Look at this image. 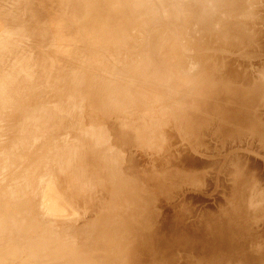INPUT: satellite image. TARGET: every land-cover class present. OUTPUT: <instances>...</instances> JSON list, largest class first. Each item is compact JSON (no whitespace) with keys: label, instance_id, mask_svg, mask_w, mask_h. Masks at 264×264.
<instances>
[{"label":"bare ground","instance_id":"6f19581e","mask_svg":"<svg viewBox=\"0 0 264 264\" xmlns=\"http://www.w3.org/2000/svg\"><path fill=\"white\" fill-rule=\"evenodd\" d=\"M3 1L0 0V24L4 26L0 32V120L4 124L6 120L14 123L17 122L18 117L19 119L22 117L23 120L20 119L21 122L16 124V133L23 136L25 135L23 133L29 131V129L41 131L50 142L54 141L55 135L59 136L61 134V129L71 126L70 123L73 119L76 120L78 111H81V116L84 111L94 125L92 128H95L90 134L85 129H83L84 133L82 132V134L93 136L91 138L93 141L92 149L88 148V150L81 145L83 138H80L79 134L78 136H71L73 145L71 144L70 148L66 146L69 150H65V146L64 148L61 147L65 144L68 145L67 141L63 144V140L61 142L62 145L60 143L59 146L64 149V151H60V153L64 152L59 154L60 158L69 159L71 162L77 163L76 167L71 168V172L75 173L76 171L77 174L74 176L76 177L75 186H73L75 193L81 196V199L85 198V201L89 202L93 207L98 206L99 208L97 211L98 216L96 215L99 220L97 223L99 228L97 231L85 236H87V240H94L97 243L103 253L101 256V260H103L93 262L91 253H88V249L83 246L82 249L80 248L81 252L74 256V263L177 264L179 262V264H195L193 262H197L196 253L200 244L199 240L195 239L190 242L188 239L190 231H180L179 239L182 244L179 248L176 247L171 251L163 236L167 234V230L169 234L171 231L176 232L177 229L174 228L172 230V228L164 227L166 226L164 217L167 213H165L164 209H159V207L168 202L164 193H176L182 186L190 187L195 191L200 189V194L213 187L210 161L206 160V158H209L206 152L210 150V135L208 130L204 131L205 127L212 128L213 121L209 119V114L206 116L191 114L192 110L203 109L200 104L204 98L211 109L212 107L215 108L212 111L219 115L215 126L219 128L220 133H226L227 131L223 132L225 123H227L225 121L226 117H220L222 112H216L218 109L217 103L220 104V97L230 99L239 91H243L241 93L242 96H238V98H241L242 101L239 103L240 106L244 104V108L239 109V111H237L238 109L235 110L236 116L228 122L233 127H236L237 124V132H240L238 124L241 123L244 130L237 135V139L241 138V141L245 139L252 142L254 145L246 146L247 150L251 153L256 152L260 157L264 158V64L253 62L255 58L264 60V54L259 57L251 54L247 56L251 66H253L252 70H245L243 67L246 65L244 66L243 60L241 62L236 56H225V53H231L234 50L232 48H236L239 45L245 46L244 50L250 51L252 48L260 49V51L264 50V45L262 43L255 44L252 38L234 40L239 33L245 30L244 26L246 24L243 20L249 22L248 26H250L252 33V29L260 22L259 17L254 13L256 11L258 13L264 11V0H102V3L98 2V4L95 2L96 0ZM145 6L148 7L146 10L157 11V9L162 8L166 11L167 14L163 15L164 18L161 20L167 19L168 24H159L154 27V30H151L150 34H154L156 29H160L158 30L159 34H157L160 39L156 40L147 35L149 38L147 40V48L151 47L153 49L151 52L141 54L137 58L135 56L132 57L129 53V59L124 60L123 63L126 64L128 62L124 68L133 72L135 77L141 76L144 81L146 80L147 83L149 82L152 85L153 118L150 122V129L163 145V159H159L157 145H154L147 137V125L144 123L143 115L140 122H134L123 116L128 110L126 112L122 111V113L118 112L123 109L118 107V105L109 106L110 108L104 111L108 103H118L121 100L137 104V101L132 97L126 96L129 94L123 90L126 87L121 84L120 75L122 72L117 71L114 68L115 66L111 67L112 65L106 67L105 62H101L102 64L98 63L101 59L96 53L92 55L90 60L100 64L102 71H97L99 66L97 69L94 67V69L90 68V70L86 65V59L91 54L84 53L81 50L84 48L83 44H81L83 45L81 49L78 46V43L85 40L88 37V32L93 31L94 29H91L94 27L100 40L104 39L103 41L106 43L105 51H114L115 57L120 60L121 48H124L132 40L128 36L129 34H126L135 27L132 18L141 20V24L146 23L148 20L145 15ZM75 7H80L77 10H81V12L76 11ZM183 8L185 9L184 13H180ZM254 17L256 20H254ZM82 18L83 21L84 18L86 20L84 23H88V25H83H86L87 30L90 27V31L85 30V26L81 28L82 25L79 22H81ZM77 23L78 25H75ZM176 24H178L176 43L181 53V60L179 61L163 58L160 55L162 51L159 52L162 48V40L166 35H169L167 28L173 30L174 26H177ZM97 35L96 38L98 40ZM91 38L92 41L95 35ZM100 40L98 41L101 42ZM54 44L56 47L47 50L48 47ZM164 46L166 49V43ZM96 47L98 48L97 45ZM99 47L101 46L99 45ZM98 49L94 50L97 51ZM17 59L19 61L16 63ZM113 63L124 65L119 62L116 63V61ZM235 63L237 64V69L233 67ZM257 66L259 67L255 68ZM86 68L90 71L84 70ZM31 71L37 73L40 71L41 74H38L40 78L35 77V74L33 77L39 78V81L44 79L43 82L41 81L42 84L40 82L41 85L37 82L41 87L37 86V83L35 84L34 79L32 80L34 83L26 82V78H29L28 74H30L28 72ZM41 75L43 79H41ZM256 76H258V80L255 82ZM31 84L35 85L32 93L30 89L33 86ZM19 85L24 88L22 89ZM17 86L20 87V91L13 92L12 88ZM183 93H185V96H183ZM218 94L220 95L215 97ZM60 97H64L63 101L61 100L62 103L59 102ZM179 103L183 105L182 108H185V110L180 111L181 105ZM235 103L237 105V102ZM257 105H261L260 108H257ZM193 106L194 108L192 109ZM53 108H60V112H65V114L69 112L68 115L72 114L75 118L71 117L72 120L67 123L60 121L59 126H55L50 122L54 115H50L48 111ZM257 109L261 113H258ZM55 112L56 117H58L60 112L57 113V110ZM135 112H138V110H135ZM256 116L259 117V120H256ZM57 119H53V122L57 121ZM58 122H55V124ZM68 123L69 125L66 127ZM6 128L0 127L3 133L8 131ZM70 129L72 128L70 127ZM79 129L81 130V128ZM79 129L78 131H80ZM32 131L31 133H33ZM45 136L42 139H45ZM124 139L128 143H123ZM20 143L22 142L20 141ZM46 144L51 143L47 142ZM42 145L44 144L42 143ZM115 145H118V147ZM7 146H2V149L3 147L5 149L0 151L2 153L0 154V168L2 167L1 160L3 155L10 156L12 154L11 148L9 146L7 148ZM49 146L52 147V145ZM49 146L47 145L46 147ZM129 146L140 147L137 153L148 156L145 164L136 162L138 166L129 164L125 167H120L119 161L124 157L123 154ZM22 148L24 150L27 147L23 146ZM54 149L52 150L53 152ZM44 150L46 153V149ZM91 152L98 153L101 155L100 157L104 158L103 160L107 164L105 167L108 166L107 168L110 170L114 169L112 171L115 174L113 175L111 172V175H109L112 178L109 183L113 184L110 187L105 188L106 180H103L104 182L101 180L106 183L100 185L99 177L97 176L99 175L98 172H94L96 170L93 166L86 163L85 158ZM57 153L59 152L57 151ZM129 154L131 153L129 152ZM46 155L50 154H44L43 156L46 157ZM121 156L122 158H120ZM125 157V161H127L128 156ZM246 157L249 160L252 159L250 154ZM111 158L118 160L116 161L115 159L116 164L113 163ZM84 163L86 164L85 167ZM142 165L144 167L146 165L151 166V168L155 167V170L157 169L160 172L161 177H159L162 180L156 178L152 169L150 174H148L149 172L147 174H137L135 172L136 168L141 169ZM242 167L245 168L244 165ZM80 168L81 178L85 175V179H81V185L79 184L80 176L77 173ZM90 168L93 170L92 175L86 172V169ZM18 169H16V172ZM176 171L179 173V180H177L178 177L176 178ZM63 174L67 175L68 172L65 171ZM102 177L100 176V179ZM19 178H22V176H19ZM241 178V176H237V197L228 198L225 204L219 207L212 215L209 214V220L198 228L197 236L201 237L202 240L205 237L207 238V232H209V229L211 230L209 241L207 240L206 242L207 248H209L212 238L214 246L210 250V256H207L206 259L209 264H225L221 260V255H234L237 253L238 248L243 250L240 252L246 254L249 253V250L264 251V245L255 249L251 248L256 247L254 240L258 235L257 231L259 233L263 231V227L262 229L259 227L264 223V216L260 215L262 211L264 212V210L260 209L264 206V196L262 195L260 196L262 198L258 197L255 200L256 197L248 198L247 194L245 195V191L239 192L240 190H252V187L256 185L254 183H257L254 181V183H251L252 180H250L251 182L248 180V183L250 182L248 188L245 187L246 185L239 186L238 183ZM255 179L253 178V180ZM117 184H122L125 190L123 192L118 191L117 187L115 188ZM239 188L241 189L238 191ZM4 191L5 188L2 187L0 189V219L3 220V224L0 225V238L5 236L10 230H14L11 219L7 216L9 213L6 215L1 209V207H4L5 201L10 200V196ZM218 191H220V188H218ZM218 191L214 198H219V201H223L224 196H221ZM117 192H119V195L116 194ZM92 194L96 196L91 199L90 196ZM199 199L202 200L200 197ZM52 209L54 208L52 207ZM175 227H178V225ZM155 232L160 234L161 241L159 243H156L157 241L152 238ZM117 246L119 253L116 251ZM72 249L75 250L74 248ZM70 251L72 252L71 249ZM156 251L159 252L158 258L154 254L151 255V253ZM182 252L185 255H180ZM70 257L72 258V256ZM236 257L234 258L235 261L230 260L231 264L246 263L245 261L237 260ZM256 261L258 264H264L263 259Z\"/></svg>","mask_w":264,"mask_h":264},{"label":"rangeland","instance_id":"374dc122","mask_svg":"<svg viewBox=\"0 0 264 264\" xmlns=\"http://www.w3.org/2000/svg\"><path fill=\"white\" fill-rule=\"evenodd\" d=\"M103 1H105V0H103ZM190 1H192V0H190ZM2 2H4V1L2 0ZM95 2L97 4H98V2L102 3V0L101 1L96 0ZM97 4H95V5H97ZM92 7H94V6H92ZM77 8L75 7L76 11H79V10H77ZM147 8L148 7L145 6V11H146L145 15L147 16V19H148L146 22L147 24L146 23L141 24V20H135L134 18H132L133 24L135 25V27H133L130 31H128L126 33L127 35L129 34L128 36H130L132 40L130 43H127L124 48H121V55L119 56L120 60H118L115 57L114 51H112V52H110L111 50H109L107 52L105 51V44L106 43H104L105 42V41H103L104 39L100 40V38L96 34V31H95L96 29L94 27L93 28L91 27L92 28L91 30L94 29L93 31L89 30L90 27H88L89 29L87 30L86 25H88V23H84L86 21L85 18H84V21L82 18V20H81V22L83 21L82 24H81V22H79V24L82 25L81 28H84V26H85L86 27L85 30L90 31V32H88L89 34L92 32L94 34L93 33H92L93 35L88 34V37L85 38V40L78 43V46H79V49H81L82 46L84 45L83 46L84 48H82L81 50L84 51V53L87 52V54L88 53L91 54V55H89V58L87 57V59H86L87 60L86 65L88 66L89 69L90 68L94 69V67L97 69V67L100 64L105 62L106 67H108L109 65H112L111 67L115 66L114 68L117 71L119 70L122 72L120 75L121 80H122L121 84L123 87H126L123 90L125 92H127V94H129L126 96H129V97H132L133 99H135L137 101L136 102L137 104L132 103L130 101H126V100H121V101H118V103H113V104L108 103L105 106L104 111L107 110L108 108H110L109 106L118 105V107L123 108L122 110H120L118 112L122 113V111L126 112V110H128V112H126L123 116L126 119L134 121V122H140L141 116L143 115L144 123H145V125H147L146 126V128H147L146 132L148 134L147 137L149 138V140L154 145H157V148L159 151V154H158L159 159H163V156H162V154L164 153V151L162 149L163 145H162L161 141L155 136L154 133H152V131L150 129V122L152 121V118H153V111H152L153 103H152V99H151L152 85L149 82L147 83L146 80L144 81L141 76L135 77L134 76L135 74L133 72H130L129 69L124 68V66L128 62L126 64L123 63L124 60L129 59V53L132 57L135 56V58H137L141 54L151 52V50H153V49H151V47L149 49L147 48V40L149 39L148 37H153L156 40L160 39L159 36L157 35V34H159L158 30H160V29H156V33L154 32V34L153 33L150 34L151 30H154V27L158 26L159 24L160 25H162V23L166 24V25L168 24L167 19L161 20L164 18L165 14H167L166 11H164L162 8L157 9V11L150 10V9L146 10ZM139 9H140V7H139ZM182 10L183 11H180V13H184L185 9L183 8ZM79 12H81V10ZM254 14L256 16H258L260 19V22L258 24H256V26L258 25L259 27L255 26V28L252 29V33H251V28H250V26H248L249 22H247L246 20H243L244 23L246 24L244 26L245 30H244V32L239 33L237 38H235L234 40L237 41V40H241V39L252 38L255 41L254 42L255 44L262 43L264 45V11L259 12V13L256 11ZM78 17H80V16L78 15ZM254 20H256L255 17H254ZM138 23H140V24H138ZM83 24H86V25H83ZM75 25H78V23ZM176 25L177 26H174L173 30L166 27L167 33L169 35H166L165 38L162 40V42H161L162 48L161 49H163V50L160 49L159 52L162 51V52H160V55H162L163 58H168V60L170 59V60L179 61V60H181L180 59L181 53H180L179 49L177 48V43H176V37H177L176 32L178 30V24H176ZM3 27L4 26L2 24H0V32L3 30ZM245 27H247V28H245ZM148 28H150V29H148ZM81 34H82V32H81ZM91 35L92 36L95 35V38H93L92 41H91V39H92ZM96 35L98 37V40H100L101 42H99L97 40ZM147 35H148V37H147ZM246 36H249V37H246ZM134 38H135V40L133 41ZM64 40L67 42L65 37H64ZM88 41H89V43H87ZM144 41H146V42H144ZM165 43H166V49H165V46L163 47V45H165ZM81 44H83V45H81ZM90 45H91V47H90ZM96 45L98 46L99 49L96 47ZM99 45L101 47H99ZM54 47H56L55 44L51 47H48L47 50H51ZM85 47H87L86 48L87 50L85 49ZM144 47H145V49H144ZM57 48H59V47H57ZM89 48H91V49L93 48V50H91ZM101 48H102V50H101ZM94 49H98V50L95 51ZM244 49H245V46L239 45L236 48H232L233 51L231 53H225V56H228V57H233V56L235 57L236 56V58L238 60H240L241 62L243 60L244 66L246 65L245 67H243L245 70H252L253 66H251V63L249 62L247 56L251 54L255 57H259L260 55L264 54V50L262 49L263 51H260V49L252 48V50L249 51V50H244ZM132 52H133V54H132ZM95 53L98 54L97 56L99 57V59H101V61L98 62L100 64L96 63L95 61L90 60L92 58V55ZM24 55H25V53H24ZM88 59H89V61H88ZM18 61L19 60L17 59L16 63ZM114 61H116V63L119 62V63H122L124 65L123 66L122 65H116L113 63ZM253 62L264 64V60L259 59V58H255V60ZM137 63H139V62H137ZM233 67L237 69V64L235 63L233 65ZM258 67L259 66L255 67V68H258ZM218 68H220V67H218ZM101 69L102 68L99 66L97 71H102ZM238 69H241V68H238ZM84 70H88V69L86 68ZM90 70H88V71H90ZM82 72H84V71H82ZM28 73H30V74H28L29 78H26L27 83H29V82L34 83L35 82V84H36L38 82L40 84L41 81L42 82L44 81L42 75H41L42 76L41 79H43V80L40 79L41 81H39L40 75H38V74H41L40 71H38V73L35 71H33V72L31 71ZM30 75H32V76H30ZM33 75L35 77H39V78H37L38 81H36L37 79L35 77H33ZM257 77L258 76H256L254 79L255 82L258 80ZM42 82H41V84H42ZM38 83L36 84L37 86H39ZM19 86L22 89L24 88L21 85H19ZM19 86L12 88V91L13 92H17V91L19 92L20 91ZM34 86L31 87V89H30L31 93L34 92ZM39 87H41V86H39ZM185 93H183V96H185L184 95ZM241 93H243V91H239L236 95H233L232 98H230V99H225L224 97H220V104L217 103L218 109L216 110V112H222L220 117L221 116L226 117L225 121L227 123H225V127L223 128V132L227 131L226 133H220L219 128L217 126H215V124L219 118V115L213 112L215 110L214 107H212V109H211L210 106H208V104L204 100L205 98L203 100H201V104H200V106H203V109L202 110H192V112H191V114H195V115L199 114L201 116H206L207 114H209L210 115L209 119L211 121H213L212 128L211 127H205L204 128V131L208 130L209 135H210V140H209L210 150H209V152H206V154L208 155L209 158H206V160L210 161V170L212 171L211 178H212V182H213V187L207 191L201 192V194H200V192H199L200 189H197V191H195V190L191 189L190 187L182 186L178 191H176V193H168V192L164 193V196L166 197L168 202H166L165 205H162L159 207V209H164L165 213H167L166 216L164 217V221H165V225H166L164 227L165 228L168 227V229L172 228V230L174 228L177 229L176 232L173 231L174 232L173 233L171 231L169 234H168V230H167V234L163 236V238H165V240L168 244V247L170 246L169 248L171 249V251L176 247L179 248L180 245L182 244V242L179 239L180 231H183V230H189L190 231V233L188 234L189 235L188 239L190 240V242H193L195 239L199 240L200 244H199V247H198L197 253H196L197 262L196 261L193 262L195 264L196 263L197 264H209V262H207L206 259H207V256H210L211 248H214V246L212 244V238H211V245L209 246V248H207L208 245H206L207 240L209 241V236L211 234L210 233L211 230L209 229V232H207V238L205 237L204 240H202L201 237L197 236L198 235V228H199V226H202L203 223H206L209 220L208 215L209 214L212 215L215 211H217L219 207H221L223 204H225V201L228 198L232 199V198L237 197V176L242 177L238 183L239 186H245L246 185L245 187L248 188V184H250V182H251L250 180H252L251 183L257 182V183H254L256 185L253 184L254 186L252 187V190L251 189H249V191L248 190H240L241 188H239L238 189V191L240 190L239 192L245 191V195L247 194L248 198H250V197L255 198L256 197L255 200H257L258 197L262 198V197H260L262 195L264 196V189L262 190V188H264V158L260 157L256 152L251 153L247 150L246 146L254 145V144H252V142H249L248 140H245V139H243L244 141H241V138L237 139V135L240 132H243V130H244L242 124L241 123L238 124L240 132H237V124H236V127H233L228 122L230 119H232L236 116L235 110L238 109L237 111H239V109L244 108L243 107L244 104H241V106H240V103H239L240 101H242L241 98L240 99L238 98V96L239 97L242 96ZM219 95L220 94H218L215 97H218ZM31 97L33 98L32 95H31ZM63 98L60 97L59 102H61V100ZM235 102H237L238 106L236 105ZM180 105H181L180 111L185 110V108L184 109L182 108L183 105L182 104H180ZM258 105L256 107L260 108L261 105L260 106H258ZM193 108H194V106L192 107V109ZM59 109L53 108V109L48 110L50 112L49 113L50 115H54V118H52V121H50V122L53 123L55 126H59L58 124H60V121L61 122L64 121L65 123H67V122L71 121L73 117L75 118V116L72 114H69L70 115V117H69V115H68L69 112L67 114H65V112H63V113H62V111L60 112ZM43 110H44V108H43ZM55 110H57V113L60 112L59 114L61 116L57 114L58 117H56V115H55L56 112L54 113ZM135 110H138V112H135ZM257 112L261 113L260 110H258V109H257ZM55 118L56 119L58 118L57 121H55V122H58V120H59V122L56 124H55V122H53L54 120H56ZM61 118H62V120H61ZM20 119L23 120L22 117H20ZM20 119L18 117L17 122H14V123H13V121L11 122L9 120H6L5 121V124L7 123L6 125L4 124V122L2 120H0L1 121L0 127L1 126H3V128L7 127L6 129L8 130V131L3 133L0 129V151L5 149L4 147L2 149V146H6V145H8L12 151V154L10 156H8V155L6 156L4 154L5 156L3 155V158L1 160V165H2L1 168L2 169L0 168L1 169L0 170V189L2 187H4L6 194L10 196V200L5 201L4 207H1V209H2L4 214L7 215L9 213L7 216L10 217L11 222H12V227L14 228V230H12V231L10 230L9 232H7L5 234V236L0 238V264H77V263H74L73 259H74V256L78 255L81 252V249L83 248V246H85L86 249H88L87 250L88 253L89 252L91 253V255H92L91 259L93 262L100 261L103 253L100 251L99 246L97 245V243L94 240H87V236H85L87 234H90L91 232H95L98 230L99 227H98L97 223L99 220L97 219V216H98L97 211L99 210V208H98V206L93 207L89 202L87 203L85 201V198L81 199V196H78L75 193V189L73 188V186H75L74 182H76V179H75L76 177H74V176H76L77 174H76V171H75V173L71 172V168L76 167L77 163L71 162V160H69V159H62L59 156V154L64 153V152L60 153V151H64V149H63L64 146H65V150L66 149L69 150V148L73 145L71 142L72 141L71 136L73 137V135L78 136V134H79L80 135L79 137L83 138V140H81V145H83L87 149L88 148L92 149L93 148V146H92L93 141L91 140V138H93V136H90L89 134L92 133L93 130L95 129V128H92L94 126L93 123L89 120L88 115L87 116L85 115L84 111H83L82 116H81V111H78V116H77V118H75L76 120L73 119L70 123L71 126L69 125V123L66 124V127H67V125H69V128L61 129L60 130L61 134H59V136L55 135V137L53 138L54 141L50 142V141H48V139H46L45 134L41 131H35V130L32 131L31 129H29V131H26L23 133L26 135V136L23 135L24 137L22 135L16 133L15 132L16 124L21 122ZM202 119H203V117H202ZM256 120H259L258 116H256ZM148 123H149V125H148ZM63 127H65V126H63ZM70 127L72 129H70ZM74 127H76L75 128L76 130L74 129ZM228 127H229V130H228ZM79 128H81V130ZM78 129L80 131H78ZM83 129H85L89 134H82ZM9 130H10V133H9ZM43 130L45 131V129H43ZM31 131L33 133H31ZM39 132L42 134H40ZM45 133H47V132L45 131ZM50 133H52V132H50ZM32 134H34V135H32ZM19 135H20V137H19ZM48 135H50V134H48ZM43 136H45V139L44 138L42 139ZM63 140H64V142H62ZM68 140H70V141H68ZM20 141L22 143H20ZM23 141H24V145H23ZM65 141H67L68 145L65 144ZM121 141H123V140H121ZM17 142H19V143H17ZM47 142L51 143V144H46ZM61 142L63 144H65V145L61 146V147H63L62 149H61V147H59ZM79 142H80V140H79ZM126 142L128 143V141L127 140L125 141V139H124L123 143H126ZM25 143H27V144H25ZM42 143L44 145H42ZM62 143H61V145H62ZM17 144H18V146H16ZM19 144H20V146H19ZM45 144H46V146L52 145V147H54L55 149L50 147V146L46 147ZM258 144H261V143H258ZM10 145H12V146H10ZM8 146H7V148H8ZM23 146H25L27 148L26 149L24 148V150H22ZM43 146H45V147H43ZM66 146H68L69 148L68 147L66 148ZM115 146L118 147V145H115ZM51 148H52V150L54 149V152L51 150ZM41 149L43 150V152ZM44 149H46V153H45ZM57 149H60V150H57ZM56 150L59 153H57ZM138 150H140L139 146H137V147L129 146V148H127V150H125L126 154H125V152L123 154L124 157L122 158V156H121L120 158H122V159L121 160L119 159L120 160L119 161L120 167L121 166L125 167L129 164H132V166H138L137 163H141V164L144 163L145 164L148 156L141 155V154L139 155V153H137ZM55 152H56V154H55ZM129 152L131 154H129ZM93 153L94 152L88 153L87 155L89 157L87 156L85 158V161L87 164L93 166V168L96 170L94 172H98L99 175L101 174L100 176H103L100 179V176L97 175L99 177V178L97 177L99 180V184L101 185V184H105L107 182L105 188L108 186L110 187L113 184L109 183V181L111 182V180H112L111 176H109V175H111V172L113 173V175L115 174L112 171L114 169L110 170L107 168L108 166L105 167V165H107V164L103 160L104 158L100 157L101 155H99L98 153H94V154ZM133 153H135V154H133ZM0 154H2V153H0ZM44 154H50V155H46V157H45V156H43ZM53 154H55V155H53ZM249 154L252 156L251 160L247 159V157H246ZM40 156L42 159L40 158ZM125 156H128L127 161H125L126 160ZM128 158H130V159L128 160ZM86 159H88V160H86ZM113 159H112L113 163L116 164V161H118V160L116 158H113ZM115 159H116V161H115ZM153 161L156 162L154 159H153ZM65 164H66V166H65ZM242 165H244L245 168H243ZM3 166H5L7 169ZM18 166H20V167H18ZM85 166H86V164L84 163V167ZM103 166H104V168H103ZM22 167H23V169H22ZM60 167L62 168V170ZM143 167L144 166L142 165L141 169L136 168L135 172L137 174H139V173L140 174H147L149 172L148 174H150L151 169H152V170H154L156 178L158 180L159 179L162 180V178H160L161 177L160 172L157 169L155 170V167L151 168V166H147V165H146V167H144V168ZM147 168H149V169H147ZM16 169H18L17 172H16ZM67 169H69V170H67ZM20 170H22V171H20ZM64 170L66 172H68V174H67L68 176L63 174L65 172ZM80 171H81V168L77 172V173H79V176L81 175ZM21 172H23V173H21ZM86 172L90 173L91 175L93 174V170L91 168L86 169ZM99 172H102V173L104 172V173L102 175V173H99ZM113 175H112V177H113ZM19 176L20 177L22 176V178H19ZM84 176H82V178L80 176V179H79L80 185L82 182L81 179L82 180L85 179ZM252 176H253V178H256V179L255 180H253V178L251 179ZM177 177H178L177 180H179V173L176 171V178ZM2 178H4V179H2ZM41 179H42V181H40ZM101 180L102 181L106 180V182L103 183L104 181L102 182ZM248 180L250 181L249 183H248ZM17 185H18L19 190L17 188ZM121 185L122 184H117V186H115V188L117 187L118 191L123 192L125 190V188L123 185H122L123 187ZM9 188H10V190H9ZM218 188H220V191H218ZM217 191L221 196L222 195L224 196L223 201H219V198H214ZM45 194H46V197H45ZM95 194H92L91 195L92 197L90 196V198L91 199L94 198L96 196ZM116 194L119 195V192H117ZM199 197L202 200H200ZM81 200H83L82 201L83 204L81 203ZM43 205H44V207H43ZM52 207L54 209H52ZM260 209L264 210V206H262ZM261 213H260V215L264 216V212H263V214H261ZM237 218H239V217H237ZM1 224H3L2 219H0V225ZM176 225H178V227H175ZM262 227H263V229H262ZM259 228L262 229L263 231L261 233H259L257 231L258 235L256 236V239L254 240L255 241L254 244L256 247H251L252 249H255L259 246L264 245V223ZM62 229H64V230H62ZM194 232H195V234H194ZM84 237L86 238L85 240H84ZM152 238L155 241H157L156 243H159L161 241L160 234L158 232H155L154 235L152 236ZM72 248H74L75 250H73ZM70 249L72 250V252L70 251ZM116 251L119 253L118 246L116 248ZM240 251H243V250H239V248H238L237 253L234 255L229 256L228 254L227 255L222 254L221 255L222 262L225 264H231L230 260L235 261L234 258L236 256H237L236 257L237 260L245 261L246 262L245 264H258V262L256 260H259V259L264 260V251H259V250L250 251L249 250V253H247V254L244 252H240ZM63 252H65V253H63ZM156 252H157V254H156ZM156 252L151 253V255L154 254L156 256V258H158L157 255L159 254V252L158 251H156ZM240 254L243 256H241ZM63 255H65V256H63ZM180 255H185V254H183V252H182V254H180ZM188 255H189V253H188ZM238 255H240V256H238ZM70 256H72V258ZM151 257L153 258V256H151ZM106 264H108V263H106ZM113 264H119V263H113ZM177 264H179V262Z\"/></svg>","mask_w":264,"mask_h":264}]
</instances>
